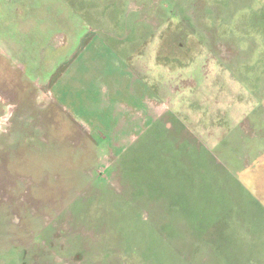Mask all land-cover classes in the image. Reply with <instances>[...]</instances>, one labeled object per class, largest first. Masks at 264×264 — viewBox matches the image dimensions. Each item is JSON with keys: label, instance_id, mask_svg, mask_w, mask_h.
<instances>
[{"label": "rangeland", "instance_id": "obj_1", "mask_svg": "<svg viewBox=\"0 0 264 264\" xmlns=\"http://www.w3.org/2000/svg\"><path fill=\"white\" fill-rule=\"evenodd\" d=\"M108 1L0 0V264H264L260 0Z\"/></svg>", "mask_w": 264, "mask_h": 264}, {"label": "crops", "instance_id": "obj_2", "mask_svg": "<svg viewBox=\"0 0 264 264\" xmlns=\"http://www.w3.org/2000/svg\"><path fill=\"white\" fill-rule=\"evenodd\" d=\"M253 1L254 0L250 1L251 2L250 5L251 4L253 5ZM18 2H20L22 7L26 5H36V6L39 5L38 7H41V6L44 7V12L49 11L52 14V17H51L52 22H56L58 24V26L60 27L59 29L62 30V33H63L62 35L66 38V39L64 38L58 39L59 41H55L54 43L51 42L50 40L49 43H52V46L54 47L58 44L64 45L63 49L65 50L68 49L69 51H72L73 54L77 53V46L73 42L74 41L73 39L77 35V22L78 21L86 22V21L92 20L91 18L85 17L86 15L91 16V14L93 13L92 7L94 6L102 7L100 10L96 9L97 12L100 11V14H102L103 12L107 13L108 5H109L108 0H105V1L104 0H95V1L94 0H18ZM260 5H261L260 7L261 9H259L260 18H261L260 22L264 24V0H260ZM103 6L105 7V9H103ZM247 7L248 6L246 5L245 8ZM248 10L253 11L251 7ZM16 20L23 21V19H16ZM101 21H105V20L101 19ZM106 31H103L100 37H107L108 32ZM262 33H264L263 28H262ZM88 34H90L89 31H88ZM90 35L93 36V34H90ZM94 35H99V34L96 33ZM102 44L103 45H100L101 50L90 46L88 49L85 50V52L86 53L87 52L89 53L101 52L100 53L101 55L102 53H105L106 51L110 52L109 45L105 42ZM1 101H4V98L2 96H1L0 102ZM263 106H264V101H263ZM256 117L258 119L260 118L259 119L261 123L260 129H262L264 132V108L259 112V116H256ZM255 172H257L256 174L259 176V182H256V183L253 182V185H254L253 192H256L258 193V195H260V198H262L261 199L262 205H264V164H261L259 168H256Z\"/></svg>", "mask_w": 264, "mask_h": 264}, {"label": "bare ground", "instance_id": "obj_3", "mask_svg": "<svg viewBox=\"0 0 264 264\" xmlns=\"http://www.w3.org/2000/svg\"><path fill=\"white\" fill-rule=\"evenodd\" d=\"M0 99H1V96H0ZM8 118H9L8 113L2 116V120H3V121H7Z\"/></svg>", "mask_w": 264, "mask_h": 264}, {"label": "built area", "instance_id": "obj_4", "mask_svg": "<svg viewBox=\"0 0 264 264\" xmlns=\"http://www.w3.org/2000/svg\"><path fill=\"white\" fill-rule=\"evenodd\" d=\"M3 122H5V121H3V120H2V117H1V118H0V124L3 123Z\"/></svg>", "mask_w": 264, "mask_h": 264}]
</instances>
